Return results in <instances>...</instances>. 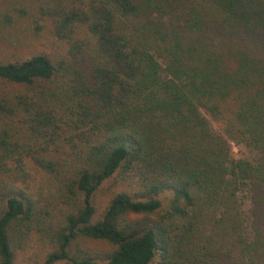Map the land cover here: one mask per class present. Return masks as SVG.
<instances>
[{
  "label": "trees",
  "instance_id": "16d2710c",
  "mask_svg": "<svg viewBox=\"0 0 264 264\" xmlns=\"http://www.w3.org/2000/svg\"><path fill=\"white\" fill-rule=\"evenodd\" d=\"M38 10L66 50L0 62V173L19 180L27 159L58 200H83L56 226L0 179V264H14L22 229L51 246L42 264H264V0H43ZM61 133L69 153L50 157ZM229 143L256 159L232 158ZM121 172L136 199L115 194L93 222L94 192ZM77 237L113 249L71 256Z\"/></svg>",
  "mask_w": 264,
  "mask_h": 264
},
{
  "label": "rangeland",
  "instance_id": "374dc122",
  "mask_svg": "<svg viewBox=\"0 0 264 264\" xmlns=\"http://www.w3.org/2000/svg\"><path fill=\"white\" fill-rule=\"evenodd\" d=\"M42 1L0 0V16L7 14L10 17V24L0 23V62H19L40 53L48 55L51 59H56L64 54L66 46L52 36L49 18L39 15L38 9ZM159 62L163 66V62L161 60ZM201 115L207 120L210 129L214 133L219 134V125L203 110H201ZM63 132H66V129ZM68 135V133H61V139L56 143L58 146L48 152L50 157H63L69 153L68 144L62 140ZM229 145L231 156L234 159L253 162L257 157L256 152L244 146L233 143H229ZM23 171L25 175L17 181L11 175L1 173L0 179L13 183L15 188L18 187V189L25 191L29 197L48 210L53 216V224L56 226L63 221L66 214L75 211L82 205L83 196L80 193L77 194L75 199L65 203L58 200L56 197L58 185L52 182L41 169L34 166L27 159L23 166ZM122 192L133 199H136L135 195L138 192L133 181L127 178L126 172L115 173L112 177L103 181L93 194L92 204L95 208V213L92 221L101 219L110 199L115 194ZM166 198L168 199L169 196L162 197V199ZM239 198L242 207V223L249 232L252 223L251 200L246 190L239 192ZM140 219H142L141 216L136 215H129L127 218L128 222H135ZM22 231L27 235L18 238L19 244L14 252V264H42L47 254L52 251L48 241L34 229L31 231L22 229ZM112 249L111 246L104 242L77 237L70 245V255L75 257H83L85 255L100 256L112 251ZM54 264L72 263L62 260Z\"/></svg>",
  "mask_w": 264,
  "mask_h": 264
}]
</instances>
